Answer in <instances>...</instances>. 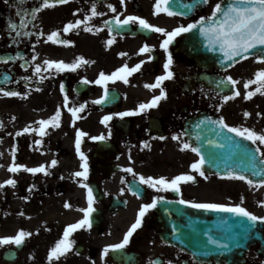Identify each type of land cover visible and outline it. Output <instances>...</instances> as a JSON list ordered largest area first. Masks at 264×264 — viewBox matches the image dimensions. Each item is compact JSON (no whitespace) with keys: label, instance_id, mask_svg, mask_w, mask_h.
<instances>
[{"label":"flooded vegetation","instance_id":"flooded-vegetation-1","mask_svg":"<svg viewBox=\"0 0 264 264\" xmlns=\"http://www.w3.org/2000/svg\"><path fill=\"white\" fill-rule=\"evenodd\" d=\"M35 0H27L24 7L31 9ZM218 0H210L209 4L200 7L194 13L186 16H168L166 13L154 14L155 0H96L97 10L103 15L93 17L89 26L98 31L89 32L81 25L78 29L63 32L68 22L76 19L83 20L90 14L93 0H69L68 3L47 8L38 14L37 19L28 26L33 33L30 37H16L15 32L7 27L10 20L19 23L21 17L16 15V0H0V57L13 59L4 62L0 60V76L3 73L11 75V81L0 84L5 89H30L41 93L51 101L53 96L59 102L62 112L60 127L49 126L47 135L43 138L38 132L29 147V165L36 167L40 164L50 165L53 159L58 161L55 167L49 168V174H32L25 170L11 173L9 166H0V182L9 178L17 181L15 187L5 185L0 189V228L4 221L16 215V228H22V222L27 221V231L32 232L31 244L26 239L22 248L17 251V259L25 253L31 245V256L37 258V264H49L47 258L39 257L32 239L40 235L46 238V248L52 246L53 239H60L63 230L69 223H74L83 217L80 208L87 207V190L79 180L74 177L75 171L81 170L82 161L75 148L77 130L88 133L81 138V150L87 147L89 162V185L94 187L95 212L92 214V228L81 229L73 234L76 244L72 251L59 260L60 264H149V260H159L160 264H264V223H258L254 234H245L242 229L235 226L231 229L235 238L231 242L232 250L220 254L209 245L208 256L200 255L205 249L202 235L204 230H211L217 236L222 235L225 225H219L212 230V223L226 219L228 225L240 218L228 213L225 216H212L211 212L197 210L185 206L182 214L166 211L165 204L178 201L180 195L186 200L196 202H216L236 204L241 203L256 215L264 216V206L259 202L264 200V185L260 187L249 186L247 181L230 179L223 175L205 170L207 179L200 177L198 172L191 169V164L199 159V155L191 149L182 150V142H190L195 147L196 119L210 117L217 120L221 116L230 126H243L253 128L257 132H264V95L257 93L251 99H245L248 91H254L256 85L245 88L248 79H255V72L264 68V62L257 61L255 56L240 59L231 68L220 63L212 65L210 59L194 60L190 57L191 51L187 44L186 33L177 37L169 51L172 52L174 63L173 79L164 82L167 90V99L160 102L159 107L148 110L137 116L123 119L113 117L108 125L102 123L103 116L120 111L135 109L139 103L151 100L158 95L160 89H149L145 85L154 83L157 76L165 73L163 67L167 54L160 48L164 38L163 34L154 31L142 30L138 24H132L122 29L109 32L104 21L112 23V18L119 15L123 19L127 15H136L147 19L149 23L164 27L171 31L180 24L187 25L200 16H209ZM112 4L117 11L112 12L108 7ZM79 9V11H77ZM174 11H180L173 5ZM60 31L62 39L73 41L71 45L56 44L47 41V35L52 31ZM43 32L39 36L37 33ZM115 38L114 43L107 44L109 39ZM147 43L153 46L151 53H139V49ZM33 46L35 52H33ZM23 59L17 58V53ZM38 53L36 60L32 56ZM124 53L125 55H121ZM149 55L153 58L148 59ZM83 56L88 63H82L75 71L66 70L57 73L54 70L42 73L46 79L41 80L35 75V64L45 59L63 60L72 63ZM140 61H145L141 69L128 77V82L115 80L108 82L109 99L105 105L95 104L104 93L103 85L83 83V78L95 81L99 73L111 74L116 69L127 64L130 68ZM22 65H24L22 67ZM231 75L238 83L235 86L217 87L218 81ZM31 76L32 80L25 81L23 77ZM63 84L69 97L68 105H64L65 92L61 91ZM238 90L240 95L227 102L222 100L223 95L231 96ZM207 93V95H205ZM86 103L83 112L78 113L75 119L68 111L69 107ZM223 104V107L219 105ZM219 109V110H217ZM247 111L251 115L244 116ZM2 121V118H1ZM3 122V121H2ZM208 123V122H206ZM205 123V124H206ZM209 124H211L209 122ZM4 128L0 127V132ZM111 128V137L103 141H93L91 136H107ZM227 132V129L223 130ZM187 133V134H185ZM8 134V132H7ZM179 134L181 139H173ZM232 139L242 145H247L255 151L257 145L247 141L235 133H228ZM166 139H159V137ZM42 139V144H35ZM84 139H89L85 142ZM143 141L150 147L145 148ZM19 143V139H18ZM16 143V144H18ZM264 151V145L260 146ZM3 140H0V151L4 149ZM9 148V146H8ZM85 153V152H84ZM234 153L243 155L239 150ZM9 155V152L7 153ZM131 155V160L129 159ZM259 159V153H257ZM240 159H246L240 157ZM240 164V163H239ZM131 166L135 173L145 176L159 177L161 175L171 179L178 174H192L196 177L194 182L181 184V193L172 191H157L142 185L140 196L129 191L133 184V174L125 169ZM225 166V162L221 163ZM241 166V165H240ZM247 175L253 180L252 173ZM122 181H127L123 183ZM35 188L28 191L31 185ZM123 189V191H121ZM28 199L25 200L24 197ZM155 196H164L165 201L157 208L150 210L144 219L143 226L134 233L131 242L125 249L110 250L107 256L103 249L109 244L118 243L128 228L134 223L138 210L143 203H150ZM71 207H65V204ZM172 204H179L174 202ZM14 207L13 212L11 211ZM23 213V215H21ZM173 218L176 223H182L190 233L188 247L171 244L164 241L163 219ZM187 217V220L185 218ZM37 229L39 231L37 232ZM35 247L33 250L32 247ZM181 248L185 250L180 251ZM47 253L50 249H46ZM198 255L193 258L192 253ZM47 257V256H46ZM0 259V263L3 264ZM15 261V262H16Z\"/></svg>","mask_w":264,"mask_h":264},{"label":"snow or ice","instance_id":"snow-or-ice-1","mask_svg":"<svg viewBox=\"0 0 264 264\" xmlns=\"http://www.w3.org/2000/svg\"><path fill=\"white\" fill-rule=\"evenodd\" d=\"M8 2V0H5ZM69 0H35L33 7L28 9L24 7L27 3V0H16V15L21 17L19 23L16 21L10 20L7 22V27L11 29L12 32H15L16 37H30L33 35L31 31H28V26L32 24L34 20L37 19L39 13L42 10L55 7L56 5H62L68 3ZM124 0H121L123 3ZM210 0H155L154 4V14L166 13L168 16H186L189 13H194L200 7L209 4ZM173 5L176 8L181 9L180 11H174ZM108 7L112 12H116L117 9L112 5L108 4ZM79 11V9L77 10ZM103 15V13L97 10L96 0H93L91 5L90 14L86 15L83 20L76 19L75 22H68L64 28L63 32H70L75 29H78L81 25L85 27V30L89 32L98 31L94 26H89V22L93 17ZM132 24H138V27L142 30L154 31L156 33L163 34L164 38L160 44V48L163 49L166 54V62L163 67L165 73L156 77L154 83L146 84L145 86L149 89L159 88V94L154 95L151 100L147 102L139 103L138 107L135 109L120 111L114 114H107L103 116L102 123L108 125L110 121L113 120V117H119L121 119L129 116H137L142 113L147 112L150 109L159 107L162 100L167 99V90L164 87V82L173 79L175 73L172 71V65L174 63L172 52L169 51V46L173 44L177 37L181 36L184 33H190L194 30H198L199 34L203 36L206 40L208 48L212 52L222 53L221 63L228 62L227 66L231 68L235 63L239 61L236 59H246L249 55H254L255 59L260 62H264V0H228L227 3L224 0H218L214 5L213 10L209 16H200L197 20L189 22L187 25L180 24L175 27L173 30L168 31L164 27H158L149 23L147 19H144L136 15H127L123 19L119 15L112 18V23L109 21H104V25L108 26L109 32H112L114 29H122ZM44 35L41 31L37 33L36 42L39 43V36ZM115 38L109 39L107 41L108 45L114 43ZM47 41H52L56 44L71 45L73 41L69 39H62L60 31H52L47 35ZM259 49V53L256 50ZM153 46L145 43L143 47L139 49L138 54L142 53H151ZM33 52H35V47L33 46ZM39 54L36 53L32 56V60L35 61L36 57ZM121 55H125L121 53ZM17 58L23 59V56L18 52ZM153 57L149 55L148 59L151 60ZM13 59L12 57H0V60L7 62L8 60ZM82 63H88L83 56H80L78 59L74 60L72 63H66L63 60L55 59H45L43 65L41 63L35 64V75L39 76L41 80L46 79L42 73L50 72L54 70L57 73L65 72L66 70L75 71L78 67L82 66ZM145 61H140L134 67H129L127 64L116 69L111 74H105L103 71L99 73L98 78L95 81H89L86 77L83 78V83H95L97 85H103L104 93L98 99L94 100L95 104H102L108 101L109 99V88L108 82L115 80H122L128 82V77L133 73L141 69ZM24 65H22L23 67ZM11 77L8 74L3 76V80L0 83H8L11 81ZM23 79L27 82L32 80L31 76H25ZM238 83L237 80L233 79L231 75H228L226 79H221L218 81L217 87H227L229 84L235 86ZM255 84L256 87L254 91H248L245 95V99H251L257 93L264 95V68L259 69L255 72V79H248L244 84V87L247 89L250 85ZM61 91L65 92L63 84H61ZM0 94L5 97H21L26 98L30 94L28 92L21 93L15 90H6L3 87H0ZM207 95V93H205ZM240 95L238 90L234 91L231 96L223 95L222 100L224 102L229 101L230 99H235ZM69 97L65 92L64 95V105L67 106ZM223 107V104L219 105ZM86 103H82L79 106L69 107L68 111L72 114L75 119H79L78 113H81L85 110ZM219 110V109H217ZM61 109L58 107L55 113L48 119H40L38 121L39 127L26 126L22 132H38L41 138L47 135V129L49 126L53 128L60 127L61 123ZM251 114L247 111L244 112V116L248 117ZM257 115H264L258 113ZM14 120L15 117H12ZM206 122H210L212 125L219 126V130L209 129V131H215L217 136L223 135L225 141L224 144H219L218 146L223 148L226 145L231 149L228 157H225V160L231 158L232 152L239 150L246 159H240V164L244 165L245 171H238L233 168H227V171L224 173V176L230 179H240L247 181L249 186L260 187L264 185V179L253 180L246 173L248 171L252 172L254 176H261L264 174V151L261 150L262 145H264V132H257L253 128L243 127V126H230L224 120V117L221 116L217 120H212L210 117H204L198 123L195 124V128L200 129L201 125H204ZM0 127H3V122L0 121ZM224 129H227V132H223ZM228 133H235L236 136L242 137L247 141H251L253 145H257L255 151H251L247 145H242L235 143L231 136ZM22 134L17 132V135ZM187 134V133H185ZM88 133L77 130L75 148L79 155L80 160L82 161L80 169L73 173L76 178H83L79 180L78 183L87 190V207L80 208L79 211L83 213V217L74 223H69L63 230V235L58 239L54 246H52L47 253V261L49 264H56L62 257H66L73 249V246L76 244L75 239H73V234L81 229H91L92 228V214L95 212L94 202L95 196L93 193V188L89 185V162L88 156L81 150V138L87 136ZM112 131L109 128L107 136L101 134L98 136H91L93 141H103L111 137ZM196 138L200 139V134L196 133ZM159 139H166L161 136ZM173 139L180 140L181 137L179 134H174ZM143 146L145 148L150 147V144L147 141H143ZM209 144H216L217 141L208 140ZM35 144H42V139L36 140ZM182 150L191 149L192 152L199 154V159L191 164V169L195 172H198L200 177L207 179L205 174V164H210L213 167L217 166V161L220 157L215 153V151L209 152V159L206 161L205 155L201 151L200 147H193L190 142H182ZM257 153H259V159L257 158ZM2 155V153H0ZM14 162L9 166V171L11 173H17L20 170H25L29 173H44L49 174V168L55 167L58 164L56 159H53L50 162L48 167L45 164H40L36 167H28L24 164L15 162V147L12 152ZM131 155L129 159L131 160ZM227 167V165H226ZM127 173L133 174V184L129 187V191H132L134 195L140 196L142 194L141 187L142 185H147L149 188L157 191H172L174 193H181V184L187 182H194L196 177L192 174H178L173 178L169 179L163 175L159 177H153L151 175L145 176L143 174L135 173L134 169L129 166L125 169ZM127 183V181H122ZM17 181L13 178H9L3 182H0V189H3L5 185H11L15 187ZM35 188V185H31L28 189L29 192ZM123 191V189H121ZM25 200L28 199L27 196L24 197ZM162 201H165L164 196H155L152 198L150 203H143L139 210L137 217L134 223L128 228L126 233L123 235V238L120 242L109 244L104 247L103 255L107 256L110 250H121L125 249L126 246L131 242V238L134 233L137 232L143 226L144 219L150 210L157 208L158 204ZM178 202L181 205L190 206L191 208L197 210H204L206 212H219V213H230L234 217L240 218L234 221L233 225H228L227 220H221L219 223L225 225L222 235L217 236L212 233L211 230H204L202 235L206 237V241H203L204 251L200 255L208 256L212 253L208 251V246H214V251L223 254L225 252H230L231 242L235 238V233L231 229L235 226H238L243 230L245 234L252 232L257 227L258 223H264V216L256 215L250 211L247 207L243 206V197L241 198V203L236 204H227V203H216V202H196L195 200H186L180 195L178 201H170L169 203ZM264 206V200L259 202ZM65 207H71L69 204H65ZM167 211V209H166ZM23 215V213H21ZM175 230H179L178 226L173 224ZM39 229H37V232ZM32 232L20 229L15 235H5L0 237V247L5 245H16L21 246L24 244L27 237H30ZM177 240L180 239L179 236L176 237ZM185 249L181 248L180 251L183 252ZM193 258L197 257V253H192ZM149 264H160V261L149 260ZM168 264H173L170 260ZM203 264V262H200Z\"/></svg>","mask_w":264,"mask_h":264},{"label":"rangeland","instance_id":"rangeland-1","mask_svg":"<svg viewBox=\"0 0 264 264\" xmlns=\"http://www.w3.org/2000/svg\"><path fill=\"white\" fill-rule=\"evenodd\" d=\"M6 90H15L13 88H9ZM30 89L25 90H15L21 93L28 92ZM41 93L45 92H37L30 90V94L26 98L21 97H5L0 94V114H2L4 119V128L0 132V140L2 138L4 149L0 151L2 155H0V166H10L13 160V149L15 147V162L24 164L26 166L29 165V147L30 143H32L33 138L36 136L32 132L23 133L22 130L26 126H33L39 127L38 121L40 119H48L50 118L59 106V102L56 101L53 96L51 97V101L49 102ZM12 117H15L13 120ZM49 128V127H48ZM48 130V129H47ZM8 132V134H7ZM17 132H21L22 134L17 135ZM19 143L20 145L16 144ZM89 140V139H86ZM9 146V148H8ZM86 149L84 148V151ZM9 152V155L7 153ZM13 209L11 210L13 212ZM16 215L11 216L10 218L4 221V224L0 228V237L5 235H15L18 231L16 228ZM22 228L27 231V225L29 226L28 222H22ZM31 244V237L26 238ZM57 239H53L52 242H49L54 246V243ZM46 238L44 235H40L32 239V244L37 245L36 251L39 252L38 256L47 258V250L50 249L46 248ZM13 245V244H12ZM12 245H5L0 247V252L2 249L10 247ZM32 249L34 250L35 247L33 246ZM31 245L26 249L25 253L22 257L19 258L13 264H37V258L35 256H31ZM56 264H60L59 261Z\"/></svg>","mask_w":264,"mask_h":264},{"label":"water","instance_id":"water-1","mask_svg":"<svg viewBox=\"0 0 264 264\" xmlns=\"http://www.w3.org/2000/svg\"><path fill=\"white\" fill-rule=\"evenodd\" d=\"M197 31L198 30H195V32H194L195 37L193 36L194 44L196 46V48H194L193 52H192L193 56L195 58H197L199 55H203L204 51L202 50L203 51L202 52L200 50V47H201V49L205 47L206 48L205 49L206 54L208 55L209 54L208 52H210V57H211L212 61H216V60L221 61L223 54L218 52V51L212 52L208 48L205 38L203 36H201L199 34V32H197ZM210 128L215 129V130H219L215 126L209 124V122L204 124V125H201L200 129H197V131H199L198 133L200 134V139L199 140L197 139V144L201 148V151L203 152V154L205 155L206 161L209 159V152L210 151H215V153H217V155L220 157V159L217 161L216 167H213L209 164V166H205V168L208 170H211L213 172H217V173H225L227 171V168H233L235 170L242 171V172L245 171L244 165L239 164L240 163V157H244L243 155H237V154L232 153L231 158L226 160L227 167L221 166V163L225 162L224 155L226 157H228L229 153L231 152V149H229V147L227 145L223 148L219 147L218 146L219 144L225 143V141L223 139V135L217 136L215 134V131H209ZM228 135L231 136L230 134H228ZM208 140L217 141V143L216 144H209ZM235 143H237V142H235ZM248 172H250V171H248ZM167 208H168L167 210L174 212V213H177V214H182V212L184 211L183 206H178L176 204L168 205ZM185 220H187V217L185 218ZM173 224L177 225L179 230L178 231L176 230L175 233H164L163 234L164 239L172 241L174 243L179 241L188 247V241H189L188 237H190V235H191L190 233L189 234L186 233L188 231V228L184 227V225L181 223H176V221L173 219H170V218L166 219V227L167 226L169 228H170V226L173 227ZM218 225L221 228L224 227V225H221V224L216 225V223L213 222L212 223V230L214 231L216 229L215 226L218 227ZM177 236L180 237L179 240L176 239ZM4 257L8 261H12L15 257V254H14V252H11L9 254V256H4Z\"/></svg>","mask_w":264,"mask_h":264}]
</instances>
